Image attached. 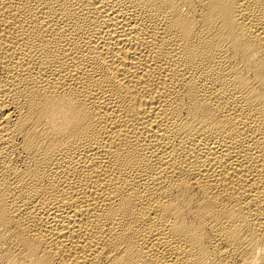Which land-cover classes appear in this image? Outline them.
Wrapping results in <instances>:
<instances>
[{
  "label": "bare ground",
  "instance_id": "obj_1",
  "mask_svg": "<svg viewBox=\"0 0 264 264\" xmlns=\"http://www.w3.org/2000/svg\"><path fill=\"white\" fill-rule=\"evenodd\" d=\"M0 264H264V0H0Z\"/></svg>",
  "mask_w": 264,
  "mask_h": 264
}]
</instances>
